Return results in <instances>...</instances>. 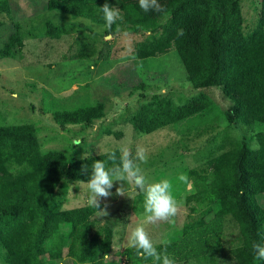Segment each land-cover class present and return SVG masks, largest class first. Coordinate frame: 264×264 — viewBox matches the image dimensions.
I'll use <instances>...</instances> for the list:
<instances>
[{"label": "trees", "instance_id": "1", "mask_svg": "<svg viewBox=\"0 0 264 264\" xmlns=\"http://www.w3.org/2000/svg\"><path fill=\"white\" fill-rule=\"evenodd\" d=\"M242 1L158 0L163 12H144L139 0H49L52 10L99 8L105 2L118 8L122 19L108 28L107 36L144 38L135 46L134 56L140 60L176 51L195 90L222 89L232 103L228 111L220 112L204 93L184 105L155 96L129 117L137 133L153 134L182 124L189 133L210 124L199 134L203 136L223 125L228 129L240 124L256 144L253 148L247 138L225 132L206 161L187 172L184 182H191L195 191L185 198L186 205L192 212L205 211L204 215L186 225L178 241L155 245L176 264H219L227 250L228 230L237 234V245L229 253L231 264H264L254 251V245L264 246V0L250 33L244 27ZM8 8L9 0H0V9L8 12ZM181 29L184 34L178 35ZM9 39L2 57L15 55L16 37ZM108 52L102 50L99 59L107 60ZM105 116L101 103L53 115L62 129L94 126ZM115 135L122 137V133ZM113 153L115 162L109 159ZM121 155L114 151L71 160L64 151L43 149L35 123L0 127L2 263L66 264L63 260L68 259L74 264H153L134 248L127 249L125 263L105 262L114 250L113 222L102 224L91 217V208H62L69 185L86 183L95 161L111 168L120 164ZM84 165L88 173L82 171Z\"/></svg>", "mask_w": 264, "mask_h": 264}, {"label": "rangeland", "instance_id": "2", "mask_svg": "<svg viewBox=\"0 0 264 264\" xmlns=\"http://www.w3.org/2000/svg\"><path fill=\"white\" fill-rule=\"evenodd\" d=\"M262 0H243L246 33L256 28ZM4 4V3H2ZM49 0H9V11L0 9V127L35 123L45 151H64L71 160L86 159L128 149L135 158L137 147L146 149L147 161H136L149 183L168 180L179 204L178 214L167 222L149 224L145 220V193L134 184L116 182L112 195L101 199V210L107 205V216L97 214L88 203L86 183L70 184L62 197L63 210L91 208V217L102 224L113 222L116 234L114 250L105 262H126L131 232L145 227L155 245L178 241L183 228L201 218L203 210L192 212L186 197L194 193L191 182L180 176L200 167L222 141L225 132L256 148L248 138V128L223 125L211 134L199 136L207 126L187 132L182 124L153 134L137 133L129 123L141 105L155 96L170 97L184 105L204 93L228 111L232 103L219 88L195 90L188 82L183 62L176 51L157 58L140 60L135 46L144 38L107 36L108 26L99 8H48ZM5 6V5H4ZM16 37L15 55L2 57V49ZM107 43V46L105 44ZM106 48L109 58L100 60ZM103 104L105 118L94 126L61 128L54 113L76 111L88 104ZM111 132L112 134H109ZM115 133H122L119 139ZM79 140L76 145L74 141ZM123 184L125 196L116 194ZM237 234L226 233L225 250L219 264H231L230 249L237 245ZM0 250V257L2 258ZM0 258V264H3ZM66 264H74L64 259ZM180 264H198L194 261Z\"/></svg>", "mask_w": 264, "mask_h": 264}, {"label": "clouds", "instance_id": "3", "mask_svg": "<svg viewBox=\"0 0 264 264\" xmlns=\"http://www.w3.org/2000/svg\"><path fill=\"white\" fill-rule=\"evenodd\" d=\"M139 6L144 12L156 11L163 12L165 9L158 3V0H139ZM103 14V18L108 27H111L117 20L122 19L121 10L110 6L107 2L103 7H99ZM183 30H179L178 35H183ZM127 35V33H125ZM76 145L80 144L79 140L74 141ZM120 164L111 168L106 167V163L102 160H97L91 165V175L87 180V188L89 190L88 203L90 206L97 209V214L107 216V205H104V210H101V199L108 198L112 195L111 189L116 182H128L134 184L137 189L145 193L144 212L145 220L149 224L158 222H167L175 217L179 211V204L172 195L171 184L168 180H162L158 183H149L143 170L136 161L146 163V149L137 147L135 158L131 157L128 149H122ZM110 160L115 162L116 156L113 153ZM84 173H88L87 165L82 168ZM180 180L187 181V177L181 175ZM85 183V181H81ZM116 194L125 196L123 184L117 188ZM130 247L136 250V254L144 259L151 258L153 264H176L174 258H171L166 250L159 252L153 239L146 231L145 227L138 225L130 234L128 240ZM256 259L264 260V246L260 244L254 245ZM107 255L105 258L107 259Z\"/></svg>", "mask_w": 264, "mask_h": 264}]
</instances>
